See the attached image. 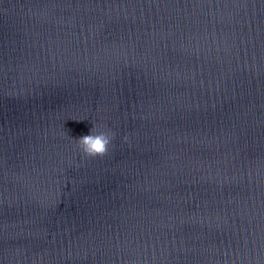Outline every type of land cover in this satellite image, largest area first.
<instances>
[{"label": "clouds", "instance_id": "9594fccd", "mask_svg": "<svg viewBox=\"0 0 264 264\" xmlns=\"http://www.w3.org/2000/svg\"><path fill=\"white\" fill-rule=\"evenodd\" d=\"M114 136L115 134L110 131H103L97 126H93L89 134L75 140L77 147L85 157L95 158L104 157L108 153Z\"/></svg>", "mask_w": 264, "mask_h": 264}]
</instances>
